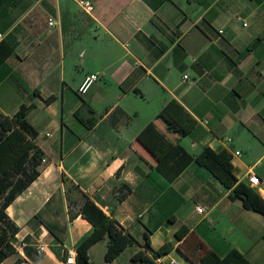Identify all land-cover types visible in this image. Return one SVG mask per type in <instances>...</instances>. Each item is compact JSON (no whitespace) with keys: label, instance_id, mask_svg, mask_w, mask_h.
I'll list each match as a JSON object with an SVG mask.
<instances>
[{"label":"crops","instance_id":"obj_1","mask_svg":"<svg viewBox=\"0 0 264 264\" xmlns=\"http://www.w3.org/2000/svg\"><path fill=\"white\" fill-rule=\"evenodd\" d=\"M90 1L86 13L75 0H0V42L10 47L0 61V111L28 105L42 156L3 210L17 228L0 264L16 256L66 264L68 248L73 264H140L134 253L151 257L163 243L170 248L154 264H192L207 248L230 247L264 264L262 214L194 160L170 178L161 171L172 157L157 168L176 144L189 155L236 149V181L256 174L252 187L264 199V0ZM90 72L98 77L78 93ZM75 110L95 117L90 127ZM71 184L132 237L112 259L103 237L78 262L75 246L91 225Z\"/></svg>","mask_w":264,"mask_h":264},{"label":"trees","instance_id":"obj_2","mask_svg":"<svg viewBox=\"0 0 264 264\" xmlns=\"http://www.w3.org/2000/svg\"><path fill=\"white\" fill-rule=\"evenodd\" d=\"M10 51L9 45L0 42V61ZM82 107L91 113L92 109L83 103ZM28 105L20 104L12 114H4L0 111V261L7 255L14 252V247L10 238L16 231L17 226L4 213L5 206L19 193L26 185L36 177L41 152L36 148L33 138L35 130L27 119ZM88 128L93 123L95 117H84L78 110L74 111ZM178 134L183 133L182 129L176 130ZM172 157L173 163L169 171H161L166 178L175 175L182 165L190 160L203 165L214 177H216L225 187H230V196L239 198L244 207L250 208L262 214L264 217V199L258 194L256 189L242 181H236L232 173L230 154L225 148L213 150L207 146L203 147L194 155L186 154L180 146L174 145L164 154L157 163V168ZM169 166V165H167ZM77 191L76 185L71 184ZM82 198L78 212L91 225V230L82 237L75 246L76 258L78 262H86L87 247L103 237L106 238L104 259H112L127 243L132 241V237L122 232L116 222L107 216L93 201L85 195L78 193ZM68 198V206H69ZM76 211L68 208V216L71 218ZM182 227L176 236L186 232ZM144 247H149L147 238L144 235ZM169 243H163L151 251L148 257L143 251H137L132 258L138 259L140 264H154L152 257L161 255L168 251ZM11 264H31L23 257L16 256ZM192 264H260L252 263L240 251L234 247L228 248L222 255L217 254L207 248L201 256L193 260Z\"/></svg>","mask_w":264,"mask_h":264},{"label":"built area","instance_id":"obj_3","mask_svg":"<svg viewBox=\"0 0 264 264\" xmlns=\"http://www.w3.org/2000/svg\"><path fill=\"white\" fill-rule=\"evenodd\" d=\"M75 2L77 3V5L86 13H90L91 10H92V2L90 0H75ZM50 23V21H49ZM244 23V22H243ZM218 31L220 32L221 29H218ZM0 36H1V33H0ZM98 77V74L97 73H94V72H90V73H87L83 76V78L81 79L80 83L78 84L77 86V92L78 93H83L87 86L94 80ZM187 75L186 74H182V78H186ZM239 153V150H233L232 152H229L230 154V158L233 154H238ZM42 159V156L40 157V160ZM246 178H247V181H248V184L251 185V186H256L259 184L260 180L258 178V176L252 172H248L246 174ZM194 208L197 212H204L205 210V206L203 205H200V204H194ZM73 256H74V249L73 248H68L66 250V255H65V258H64V262L66 264H73ZM157 258H155L156 260ZM171 263H175L173 260H170Z\"/></svg>","mask_w":264,"mask_h":264},{"label":"rangeland","instance_id":"obj_4","mask_svg":"<svg viewBox=\"0 0 264 264\" xmlns=\"http://www.w3.org/2000/svg\"><path fill=\"white\" fill-rule=\"evenodd\" d=\"M70 189H71L72 194H74V196H78L79 195L78 191L74 187H72V185H70Z\"/></svg>","mask_w":264,"mask_h":264}]
</instances>
